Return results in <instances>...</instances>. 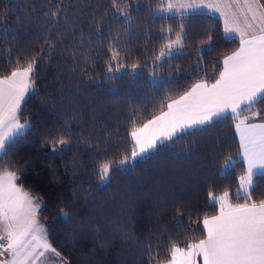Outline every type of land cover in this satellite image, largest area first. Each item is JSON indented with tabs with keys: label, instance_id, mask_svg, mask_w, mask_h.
Returning <instances> with one entry per match:
<instances>
[{
	"label": "trees",
	"instance_id": "obj_1",
	"mask_svg": "<svg viewBox=\"0 0 264 264\" xmlns=\"http://www.w3.org/2000/svg\"><path fill=\"white\" fill-rule=\"evenodd\" d=\"M54 3L0 0V77L16 67L17 58L23 62L40 52L43 38L50 34L43 27V12ZM166 3L128 0L130 18L125 20L113 18L109 0H70L64 35L70 37L75 29L79 45L83 32V54L72 47L71 39L58 44L55 55L44 53L38 61L36 92L22 104L33 128L9 150L5 161L26 164L17 183L43 197L46 207L39 219L49 242L69 264H147L149 243L159 244L160 256L167 259L170 243L186 247L204 237L203 217L219 211L218 202L210 206L209 192L220 197L228 191L230 203L244 202L236 195L245 166L238 156L237 121L232 119L206 125L186 142H168L147 158H138L128 171L113 170L111 182L98 187L93 166L100 158L93 153L107 149L106 157L118 159L130 152L133 126H141L199 80L214 82L209 77L218 76L223 57L238 46L237 39L223 38L219 17L207 12H160ZM97 20L102 34H95ZM181 23L187 32L182 54L154 68V56L167 43L161 37L168 36L171 27L174 40ZM208 33L214 37V48L198 53L197 49L207 47L203 41ZM110 47L119 52L111 73ZM261 109L264 105L258 104L253 111ZM248 115L243 112L240 117ZM51 127L68 130L70 144L63 152L53 153L42 142L44 131ZM227 155L236 164L224 174L221 168ZM255 180L252 198L259 201L264 199V177ZM59 208L69 213L70 221L59 215ZM177 219L183 224L178 225Z\"/></svg>",
	"mask_w": 264,
	"mask_h": 264
},
{
	"label": "snow or ice",
	"instance_id": "obj_2",
	"mask_svg": "<svg viewBox=\"0 0 264 264\" xmlns=\"http://www.w3.org/2000/svg\"><path fill=\"white\" fill-rule=\"evenodd\" d=\"M46 2L52 3L53 0ZM109 3L113 18H130L128 0H109ZM69 4L65 0H55L53 7L43 12V27L50 30V34L43 38L40 52L25 57L23 62L17 58L16 67L8 75L0 77V169H5L0 171V257H3L0 258V264H38L41 257L48 253L56 258L58 264H69L66 257L48 241L47 230L39 219L40 211L46 207L43 197L34 195L22 183H17L20 180L19 173L26 164L5 161L9 150L33 128L32 122L23 115L22 104L26 96L36 92L38 61L44 59V53L55 55L57 45L64 44L65 39H71L72 47L83 54V32L79 45L75 43V29L70 37L64 35L71 12ZM201 6L220 13L224 24L223 38L238 39L239 48L223 57L222 70L218 76L209 77L214 82L199 80L179 98L167 103V111H161L139 127L133 126L130 131L133 141L130 152L122 153L117 159L106 157L107 149H97L93 155L100 159L96 160L93 173L98 178V187L106 186L111 182L113 170L128 171L135 166L138 158H147L154 150L169 146L168 142L172 145L177 141L186 142L206 125L227 119L238 121L235 124L240 138L238 156L247 163V168L245 174L239 177L236 195L238 198L243 196L244 202L230 203L228 191L220 197L209 192L210 206L218 202L220 210L217 215L203 217L204 238L189 242L186 247L170 243L167 246V259L160 256L159 244L149 243L145 247L146 259L147 264H199L198 257L202 258V264H264V199L256 201L252 198L255 178L264 177V122H249L257 118L264 121V109L253 111L258 104L264 105V3L261 0H212L211 3L189 0L179 5L170 2L159 11H175L183 15ZM99 25L100 20H97L95 34H102ZM172 31L169 27V35L161 37L167 43L153 58V67L156 69L165 66L163 61L166 58L182 54L180 49L184 47L183 38L187 35L185 26L180 24L174 40L171 39ZM233 33L238 35H230ZM203 43L207 47L197 49L198 53L213 50L215 40L211 33L207 34ZM76 51L70 53L73 60H76ZM109 51L112 55L108 72L111 73L112 62L118 60L119 52L111 47ZM9 61L11 63V57ZM116 67L118 70L119 65ZM132 67L135 69L137 66ZM152 83H156L155 74ZM243 112H249L250 115L240 119ZM42 142L48 144L53 153L63 152L70 144L68 130L47 128ZM84 143L90 146L87 141ZM235 164L233 157L227 155L221 172L226 174ZM9 167L15 170H6ZM58 211L65 221L71 220L64 208ZM175 211L178 216L182 215L180 207ZM176 223L182 225L183 221L177 219Z\"/></svg>",
	"mask_w": 264,
	"mask_h": 264
},
{
	"label": "crops",
	"instance_id": "obj_3",
	"mask_svg": "<svg viewBox=\"0 0 264 264\" xmlns=\"http://www.w3.org/2000/svg\"><path fill=\"white\" fill-rule=\"evenodd\" d=\"M174 3V4H177V5H179L180 3H185V2H189V0H167V5L169 4V3ZM212 2V0H205V3H211ZM195 12H207V13H209V14H212V15H215V16H217V17H219L220 18V20L222 21V25H223V27H224V24H223V18L220 16V13L219 12H216V11H212L211 9H209V8H207V7H203V6H201V7H199V8H196V9H191V10H188L187 12H185L184 14H189V13H195ZM169 14H171V15H181L179 12H168ZM230 35H238V34H235V33H233V34H230ZM238 40V39H237ZM239 48V40H238V46L233 50V51H231L230 53H228V54H226L225 56H227V55H231L232 54V52H234L236 49H238ZM223 60V59H222ZM223 66V65H222ZM177 98H179V96L178 97H175V98H172V99H177ZM172 99H170L167 103H169ZM167 105V104H166ZM166 105H165V107L161 110V111H167V108H166ZM160 111V112H161ZM160 112L158 113V114H156V115H159L160 114ZM153 118V117H152ZM151 119V118H150ZM147 122V121H146ZM238 122V121H237ZM236 122V123H237ZM249 122H257V123H259V122H264V121H261V120H255V121H249ZM235 134H236V138H237V141H238V144H239V140H240V138H239V133L236 131V128H235ZM240 149V148H239ZM242 158V157H241ZM242 160H243V158H242ZM243 163H244V166H245V171H246V168H247V163L245 162V161H243ZM244 174H245V172H244ZM219 210H220V208H219ZM219 213V211L216 213V214H214V215H217ZM211 216H213V215H211ZM203 226V225H202ZM204 230V229H203ZM204 235H205V231H204ZM204 238V237H203ZM49 241V240H48ZM199 241V240H198ZM198 241H196V242H198ZM51 255L50 253H48V254H46L44 257H41V259H40V261L38 262V264H46L47 263V258L49 257V256ZM5 257H7V253L5 254ZM3 258V257H2ZM49 259H50V257H49ZM54 259H56L55 257H54ZM197 260H198V262H199V264H202V258H197ZM47 264H58V262H56V263H53V261H52V259H50V261L47 263Z\"/></svg>",
	"mask_w": 264,
	"mask_h": 264
},
{
	"label": "rangeland",
	"instance_id": "obj_4",
	"mask_svg": "<svg viewBox=\"0 0 264 264\" xmlns=\"http://www.w3.org/2000/svg\"><path fill=\"white\" fill-rule=\"evenodd\" d=\"M166 7H167V3H166ZM244 117H240V119H243ZM219 208H220V204H219ZM42 223V222H41ZM45 226V225H44ZM45 229H46V227H45ZM49 256V255H48ZM50 257V259H52V261H53V263H56L57 261H56V259H54V257L52 256V255H50L49 256ZM49 257L47 258V263L50 261V259H49ZM116 260H117V258H116ZM46 263V264H47Z\"/></svg>",
	"mask_w": 264,
	"mask_h": 264
},
{
	"label": "built area",
	"instance_id": "obj_5",
	"mask_svg": "<svg viewBox=\"0 0 264 264\" xmlns=\"http://www.w3.org/2000/svg\"><path fill=\"white\" fill-rule=\"evenodd\" d=\"M0 258H2V257H0Z\"/></svg>",
	"mask_w": 264,
	"mask_h": 264
}]
</instances>
